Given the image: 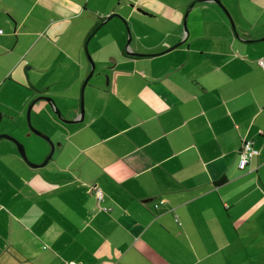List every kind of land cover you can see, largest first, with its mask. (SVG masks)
Wrapping results in <instances>:
<instances>
[{
	"label": "crops",
	"instance_id": "0c3cea01",
	"mask_svg": "<svg viewBox=\"0 0 264 264\" xmlns=\"http://www.w3.org/2000/svg\"><path fill=\"white\" fill-rule=\"evenodd\" d=\"M220 2L0 0V124L79 119L0 145V264H264V0Z\"/></svg>",
	"mask_w": 264,
	"mask_h": 264
},
{
	"label": "water",
	"instance_id": "95a60500",
	"mask_svg": "<svg viewBox=\"0 0 264 264\" xmlns=\"http://www.w3.org/2000/svg\"><path fill=\"white\" fill-rule=\"evenodd\" d=\"M216 1L218 4H221L222 3L220 2V0H214ZM229 16V14H228ZM230 18V17H229ZM231 20V18H230ZM232 22V20H231ZM130 35V34H129ZM136 53V52H134ZM91 56H88L87 58H89L90 62H91V68L90 70H88V74L86 75V77L84 78L83 80V83H81V89H80V117L83 116V113H84V88L86 86V83H88V80L89 78L92 76L93 74V70H94V62L92 60V58H90ZM40 99H45L50 105H51V109H53V111L57 114V116L64 120V121H68V122H75L77 120H79L78 118H75V119H65L62 114H61V111L59 110V108L57 107V105L55 104V101L53 98L49 97V96H46V95H36V97L34 99H32V101L28 104V107L27 110H26V116H27V122H28V126L30 127L31 131H34L37 135H40L42 137H44L45 139H47L50 143V148H49V152L47 153V155L44 157V159L40 162V163H35V162H30L27 155H26V152H25V148L24 145L21 143V141H19L17 138L11 136V135H8V134H0V138H7L9 140H11L15 146H16V149L18 150V153L19 155L24 159V161L28 162L30 165L32 166H41V165H44L46 163V161H48L51 156H52V153H53V148H55V143L51 140V138L49 136H47L46 133L34 128L32 126V123L30 122V111H31V108L33 106V104L37 101V100H40Z\"/></svg>",
	"mask_w": 264,
	"mask_h": 264
},
{
	"label": "rangeland",
	"instance_id": "374dc122",
	"mask_svg": "<svg viewBox=\"0 0 264 264\" xmlns=\"http://www.w3.org/2000/svg\"><path fill=\"white\" fill-rule=\"evenodd\" d=\"M92 60H93V58H92ZM93 62L95 64V61L94 60H93ZM90 64H91V62H90ZM94 77L91 79V82H92V80H94ZM105 80H106V78H105ZM27 107H28V105H27ZM26 110H27V108L25 109V114H24V119L25 120L24 121H25L27 127L25 128L24 133L23 134L21 133L20 135H21V139H22L21 140V143L24 145L23 148H25L26 155H27L29 161L31 162L30 157H29L30 152L32 150L41 149V147H44V148L46 147L48 149V151H49L50 143L44 137H42L40 135H37L34 131H31L30 127L28 126V122H27ZM34 116H35V113L33 112V114L31 115V112H30V122L32 123V126L34 128L40 130V128H38L39 126H37L38 124L36 122H34ZM12 125H14V124H12L10 122L9 123H1L0 124V129H7L10 132L3 131V132H0V134H4L5 133V134H8V135H11V136L15 137L13 134H10V133H16L15 130H14V128L12 127ZM40 131H42V130H40ZM42 132H44V131H42ZM44 133H46L47 136H49L51 138V140H52V137L48 134V132H44ZM9 142H12V141H10L7 138H1L0 139V145L2 143H9Z\"/></svg>",
	"mask_w": 264,
	"mask_h": 264
},
{
	"label": "built area",
	"instance_id": "2783aa9c",
	"mask_svg": "<svg viewBox=\"0 0 264 264\" xmlns=\"http://www.w3.org/2000/svg\"><path fill=\"white\" fill-rule=\"evenodd\" d=\"M2 30L0 29V32ZM259 65L264 66V58H260L257 60ZM253 148L251 146V143L249 141L242 142L241 149L239 151V157H238V162L237 165L239 168H244L250 161V156H252ZM95 191V195L98 200L102 198V190H100L99 187H96L93 189ZM69 264H80L77 261H70Z\"/></svg>",
	"mask_w": 264,
	"mask_h": 264
}]
</instances>
